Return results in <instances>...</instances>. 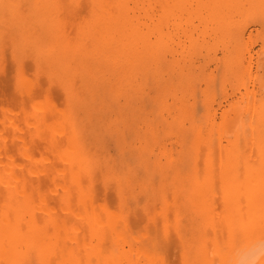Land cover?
I'll return each mask as SVG.
<instances>
[{"label":"bare ground","instance_id":"1","mask_svg":"<svg viewBox=\"0 0 264 264\" xmlns=\"http://www.w3.org/2000/svg\"><path fill=\"white\" fill-rule=\"evenodd\" d=\"M257 43L264 0H0V264H264Z\"/></svg>","mask_w":264,"mask_h":264},{"label":"snow or ice","instance_id":"2","mask_svg":"<svg viewBox=\"0 0 264 264\" xmlns=\"http://www.w3.org/2000/svg\"><path fill=\"white\" fill-rule=\"evenodd\" d=\"M23 6L20 4H4L3 8L5 10V14H7L10 10H20ZM57 7L59 8H63V9H71L73 11H75L76 13H80L81 10H84L85 14H88V10L90 9H94L95 7H97L94 4H90V5H83V4H79V3H75L72 5H57ZM126 147V146H124ZM105 150L107 151V145H105ZM264 150V149H262ZM119 153L117 152L115 155H113L110 159L112 160H119ZM109 172H111V169H109ZM262 174H264V161H262ZM241 207H248L249 208V215L247 217L246 220H243V226L245 228L247 227H254V226H258L261 231H264V180H262L261 183V207H260V215H259V219L258 221L256 220L255 216L251 213V200H249L248 204L245 205L243 204V202H241ZM261 255L264 256V248H261L260 250ZM151 264H167V261L162 259V258H158L155 259L151 262ZM190 264V262H189ZM197 264H230L229 261L225 260V259H211V260H202L197 262ZM246 264H255L254 260H248L246 261Z\"/></svg>","mask_w":264,"mask_h":264},{"label":"rangeland","instance_id":"3","mask_svg":"<svg viewBox=\"0 0 264 264\" xmlns=\"http://www.w3.org/2000/svg\"><path fill=\"white\" fill-rule=\"evenodd\" d=\"M255 47H256L255 50H257L258 53H259V54H258V58H260V59L263 58V60H262V61L260 60V61H261V62H264V54H263V56L260 54V53H264V51L259 52V51H260V50H259V49H260V44L257 43V44L255 45ZM256 55H257V54H256ZM260 56H262V57H260ZM263 66H264V65H263ZM262 69H263V67H262ZM262 69H261V72H262V74H263L262 76H264V73H263V72H264V69H263V70H262ZM263 78H264V77H263ZM263 80H264V79H263ZM6 95H7V97H10V96H8V92H7ZM190 170H192V169H186V171H187L188 173H189ZM170 181H171V179H170Z\"/></svg>","mask_w":264,"mask_h":264}]
</instances>
